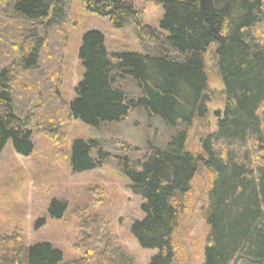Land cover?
<instances>
[{
    "label": "trees",
    "instance_id": "16d2710c",
    "mask_svg": "<svg viewBox=\"0 0 264 264\" xmlns=\"http://www.w3.org/2000/svg\"><path fill=\"white\" fill-rule=\"evenodd\" d=\"M78 1L113 29H130L144 53L110 56L100 32L85 33L79 49L84 74L76 99L66 103L56 84L71 0H0V154L10 144L15 154L29 156L32 128L57 143L69 120L99 128L139 107L174 133L164 147L151 148L140 171L124 160L130 190L143 199L144 218L131 234L142 249L157 251L149 264H174L173 236L202 168L208 175L203 264H264V0H149L164 11L159 29L144 23L131 1ZM209 50L224 107L196 156L187 143L190 128L208 114ZM127 78L140 91L137 100L123 91ZM105 145L75 142L73 170H95L93 154L104 157ZM80 222L99 232L96 220ZM91 238L80 243L82 259L64 263L50 244L28 247L19 233L0 236V264H132L110 247L99 253Z\"/></svg>",
    "mask_w": 264,
    "mask_h": 264
},
{
    "label": "rangeland",
    "instance_id": "374dc122",
    "mask_svg": "<svg viewBox=\"0 0 264 264\" xmlns=\"http://www.w3.org/2000/svg\"><path fill=\"white\" fill-rule=\"evenodd\" d=\"M126 1L141 9L144 23L159 29L164 16L160 5L149 0ZM89 31L103 35L104 47L110 56L144 53L130 29L115 30L108 19L85 11L78 0H71L66 44L56 84L66 103L76 99L75 88L84 74L79 49L83 35ZM204 62L208 114L190 128L187 143V150L196 156L200 155L201 139L215 132L224 107L223 87L216 74L211 50L204 55ZM122 81L126 94L134 100L140 98L135 82L130 78ZM31 131L33 151L29 156L15 154L10 144L0 154V236L19 233L28 247L50 244L61 252L63 262L69 263L82 259L80 243L92 233L90 240L99 253L110 247V251L132 264H149L157 251L142 249L131 234L132 224L144 218L140 209L143 199L130 190L124 160L129 167L132 164L136 171H140L151 148L164 147L173 131L160 120L148 118L139 107L123 121L99 128L69 120L62 126L63 136L57 143L36 128ZM94 139L108 143L101 147L104 157L99 158L95 152L93 156L98 167L91 172H75L71 164L73 144ZM121 141L137 151H126L119 144L109 143ZM207 189L208 175L202 168L191 182L173 236L174 264H203L206 234L203 214ZM54 202L59 205L52 210ZM60 204L64 205L63 209ZM82 219L96 220L99 232L84 230Z\"/></svg>",
    "mask_w": 264,
    "mask_h": 264
}]
</instances>
